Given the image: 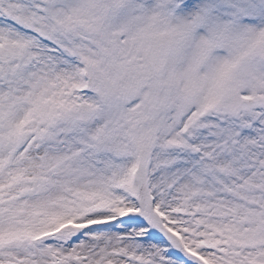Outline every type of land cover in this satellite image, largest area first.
I'll list each match as a JSON object with an SVG mask.
<instances>
[{
  "label": "snow or ice",
  "instance_id": "1",
  "mask_svg": "<svg viewBox=\"0 0 264 264\" xmlns=\"http://www.w3.org/2000/svg\"><path fill=\"white\" fill-rule=\"evenodd\" d=\"M0 264H264V0H0Z\"/></svg>",
  "mask_w": 264,
  "mask_h": 264
}]
</instances>
